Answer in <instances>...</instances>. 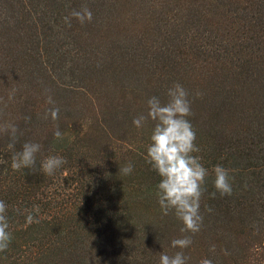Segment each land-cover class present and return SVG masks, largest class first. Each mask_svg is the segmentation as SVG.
Here are the masks:
<instances>
[{
	"label": "trees",
	"instance_id": "obj_1",
	"mask_svg": "<svg viewBox=\"0 0 264 264\" xmlns=\"http://www.w3.org/2000/svg\"><path fill=\"white\" fill-rule=\"evenodd\" d=\"M82 6L91 22L70 17ZM176 82L189 93L193 155L209 172L196 234L157 202L161 177L146 162L154 121L133 124ZM52 107L59 119H44ZM4 121L19 128L15 151L26 141L42 149L35 172L14 171L0 133L13 235L0 264H159L184 235L188 264H264V0H0ZM49 155L67 160L51 176L39 171ZM217 164L230 170L231 195L214 187ZM29 212L39 223L26 224Z\"/></svg>",
	"mask_w": 264,
	"mask_h": 264
},
{
	"label": "clouds",
	"instance_id": "obj_2",
	"mask_svg": "<svg viewBox=\"0 0 264 264\" xmlns=\"http://www.w3.org/2000/svg\"><path fill=\"white\" fill-rule=\"evenodd\" d=\"M70 17L91 22L92 12L87 6H82L79 10L73 9ZM65 22L70 26V18L65 17ZM188 91L179 82L174 83L167 90L168 100L162 103L160 98L152 96L147 100L148 111L133 119V124L140 128L151 119L154 126L150 135V143L146 149V162L161 177L156 185V197L163 215L174 212L183 227L182 233L196 234L201 230L203 216L200 213V200L206 191L204 187L206 177L209 175L208 169L201 163V157L193 155L198 153L200 148L195 143L196 133L188 119L191 116V102L188 99ZM197 96L201 93L197 92ZM49 104H54V100L49 95ZM58 107L46 110L44 119L49 117L52 120L59 119ZM26 122L31 117L24 118ZM18 126L11 121L0 123V133L6 134L10 138L7 147L12 150L11 168L14 171L29 169L33 172L37 170V154L41 152L42 145L39 142L26 141L21 150L15 151V144L18 139ZM54 138L62 140L65 133H62L57 126L53 133ZM67 160L63 156L49 155L42 159L39 164V171L51 176L57 169H60ZM134 166L131 162L119 167L122 175H130ZM214 187L223 195L232 194L230 170L217 164L213 167ZM213 197L215 193L211 194ZM8 205L0 200V252H5L12 239V232L9 230V219L7 215ZM38 211V210H37ZM210 211V209H209ZM39 223V219L31 212L26 215V224ZM193 243L191 235H184L180 238L172 239V248H179L169 255L161 252L159 264H188L190 257L186 256L183 249L188 248ZM216 246H210L209 251L215 252ZM198 264H213L210 258H202Z\"/></svg>",
	"mask_w": 264,
	"mask_h": 264
},
{
	"label": "rangeland",
	"instance_id": "obj_3",
	"mask_svg": "<svg viewBox=\"0 0 264 264\" xmlns=\"http://www.w3.org/2000/svg\"><path fill=\"white\" fill-rule=\"evenodd\" d=\"M129 179V178H128Z\"/></svg>",
	"mask_w": 264,
	"mask_h": 264
}]
</instances>
